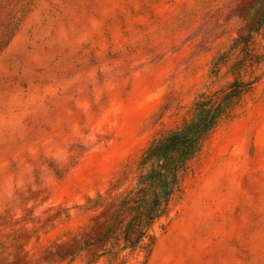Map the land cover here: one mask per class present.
Segmentation results:
<instances>
[{"label": "rangeland", "instance_id": "rangeland-1", "mask_svg": "<svg viewBox=\"0 0 264 264\" xmlns=\"http://www.w3.org/2000/svg\"><path fill=\"white\" fill-rule=\"evenodd\" d=\"M259 1L0 0V264H264ZM235 84L149 235L95 241L92 204Z\"/></svg>", "mask_w": 264, "mask_h": 264}, {"label": "trees", "instance_id": "trees-1", "mask_svg": "<svg viewBox=\"0 0 264 264\" xmlns=\"http://www.w3.org/2000/svg\"><path fill=\"white\" fill-rule=\"evenodd\" d=\"M258 4L259 20H251L250 31L264 23V0ZM241 39L243 36L237 42ZM233 91L226 93L218 104L215 101L217 96L199 102L195 119L154 139L141 157V165L147 169L140 175L135 189L126 191L115 202L107 204L102 200L92 204L96 203L100 209L91 224L95 241L105 246L110 239L116 243L122 240L123 249H136L140 245L149 235L153 223L167 213L190 162L200 152L232 101L239 97L241 90L237 87Z\"/></svg>", "mask_w": 264, "mask_h": 264}]
</instances>
